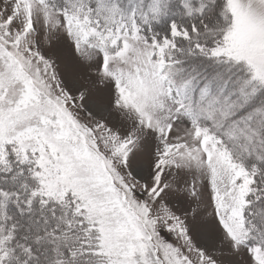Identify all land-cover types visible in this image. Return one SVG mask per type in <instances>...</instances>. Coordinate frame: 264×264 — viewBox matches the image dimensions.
<instances>
[{
	"label": "snow or ice",
	"instance_id": "obj_1",
	"mask_svg": "<svg viewBox=\"0 0 264 264\" xmlns=\"http://www.w3.org/2000/svg\"><path fill=\"white\" fill-rule=\"evenodd\" d=\"M0 264H264V0H0Z\"/></svg>",
	"mask_w": 264,
	"mask_h": 264
}]
</instances>
